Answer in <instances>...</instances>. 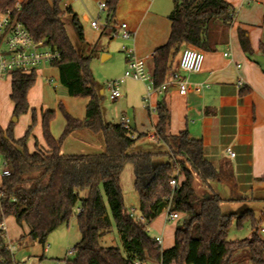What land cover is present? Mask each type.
<instances>
[{
	"label": "trees",
	"instance_id": "obj_1",
	"mask_svg": "<svg viewBox=\"0 0 264 264\" xmlns=\"http://www.w3.org/2000/svg\"><path fill=\"white\" fill-rule=\"evenodd\" d=\"M120 1L107 0L108 22ZM8 12L35 42H42L60 54L51 66L58 69L60 83L69 96L86 98L89 102L84 120L73 118L60 106L65 128L59 139L50 131L56 113L45 111L41 116L44 147L36 145L34 152L28 149V140L37 125L33 110L31 126L18 140L13 136L12 125L5 130L0 125V159L4 163L3 171L10 173L0 183V224L12 217L18 226L28 228L33 242L45 246L52 233L76 217L81 239L75 246V258L64 264H231L240 251H248L252 264H264V241L258 229L254 228L250 238L228 241L236 216L223 215L224 200L219 195L202 197L196 193V177L210 189V183L231 176L220 174L205 159L202 141L193 139L188 132L167 135L169 113L164 103H159L156 109L159 118L156 136L169 149L163 155L167 158L165 162L155 159L159 154L131 153L140 137L134 139L131 128L104 122L102 95L90 70L91 57L78 52L66 31L64 17L69 14L80 39H84L79 19L70 8L64 10L61 0H0V15ZM234 17L225 0H174L168 16L169 39L154 52L151 72L155 86L164 84L184 46L201 52L214 50L219 28L230 27ZM238 36L243 52L254 59L247 32L239 29ZM260 50L264 54V48ZM36 81L34 72L12 74L10 97L15 117L30 112L28 93ZM82 130L101 133L104 152L62 156L64 141ZM130 164L134 167L139 216L144 223L132 218L124 205L121 177ZM174 178L179 182L175 190L170 185ZM259 181L264 183V176ZM78 210L82 211L80 216L76 215ZM165 211L183 217L182 226L174 235V246L168 250H162L147 231V226ZM251 215L249 211L236 218L242 220ZM113 225L125 253L101 245ZM11 259L0 232V264H11Z\"/></svg>",
	"mask_w": 264,
	"mask_h": 264
},
{
	"label": "crops",
	"instance_id": "obj_2",
	"mask_svg": "<svg viewBox=\"0 0 264 264\" xmlns=\"http://www.w3.org/2000/svg\"><path fill=\"white\" fill-rule=\"evenodd\" d=\"M225 1L235 13L232 25L219 28L215 49L203 52L204 63L200 73L188 75L180 72L188 82L187 94L180 95L177 85L171 82V75L179 70L181 55L188 47L184 46L173 61L172 70L164 82L169 83L167 91L161 95L153 92L147 107H145L147 90L143 83L134 81L137 83L136 86L121 89L122 96L119 99L125 101L126 110L118 116V120L120 124V118L125 117L134 132L133 138H142L136 145L147 137L146 139L156 146L154 149L151 147L148 152L161 155L155 159L158 162H165L164 159L167 158L163 155L169 149L156 136L159 118L157 112H154L159 103H164L169 113L167 135L177 136L184 131L188 132L193 139L202 141L205 159L220 174L231 176L230 179L223 177L210 183V189L202 184L198 192L196 191L199 196L212 197L217 194L224 202H241L248 200L247 194L250 193L252 200H264V183L259 181L264 176V65L257 62L255 56L253 59L243 52L238 36L239 29L246 31L254 54L264 55L260 50L264 48V0ZM152 2L151 8L156 9L155 13L147 11L134 24L128 25L129 31L133 34L129 47L134 49L136 56L150 71L153 67L154 52L169 39L171 23L168 16L174 7L173 0ZM226 54L229 56H225ZM108 58L104 57L105 60ZM46 71L47 69H40L39 72L43 75ZM34 73L38 76V68ZM1 80L0 85H6ZM239 82H243L241 89L237 86ZM7 84H10L7 95L13 104L10 97L11 80ZM63 88L69 96L68 90ZM33 89L32 87L28 93L30 109L36 116L41 111L42 116L47 110L41 107L39 111L32 107ZM37 122H41L38 116ZM104 122L109 124L106 120ZM0 125L6 129V126L1 123ZM38 132L36 145L43 148L41 129H38ZM59 134L57 129L52 132L55 139H58ZM68 139L72 141L70 145L66 143ZM30 144L29 140V151ZM104 149L101 133L82 130L74 132L66 139L61 147V155L74 156L83 152L101 154ZM228 149L232 150L235 157L228 155ZM2 165L4 166L3 161ZM183 178L181 176V179ZM1 180L0 176V183ZM5 224L7 227L6 221ZM157 232L154 239L163 238L162 250L171 249L175 236H166L165 224L162 230L159 229ZM44 258L41 256L39 260L42 261ZM22 260L27 259L25 257Z\"/></svg>",
	"mask_w": 264,
	"mask_h": 264
},
{
	"label": "rangeland",
	"instance_id": "obj_3",
	"mask_svg": "<svg viewBox=\"0 0 264 264\" xmlns=\"http://www.w3.org/2000/svg\"><path fill=\"white\" fill-rule=\"evenodd\" d=\"M61 2L64 10L70 8L73 14L77 15L82 26L83 40L80 39L72 23L71 15L67 14L64 17L66 31L72 45L83 56L91 57L90 70L94 85L97 90L103 91L101 108L104 120L108 123L118 125V116L126 110L125 101L122 99L116 101L112 100L110 98V93L105 88L108 82L120 80L127 69V58L123 47L129 48V41L122 39L121 33L118 32V27L121 24H126L127 26L134 24L144 13L146 14L147 11L155 13L156 9L151 8L153 2L152 0H121L110 22L107 21L108 9L101 11L99 7L100 3H107V0H61ZM93 22L98 24L99 29H94L92 27ZM106 56L109 58L105 60L104 57ZM40 69H47V71L42 75L39 72ZM10 80V76H6L1 80L2 83L6 85H0V123L6 126V129L9 125H12L14 138L20 139L25 135L29 126H31L32 110H30L27 115H23L19 118L13 115L14 107L7 95L10 90V84H7V82ZM135 84L137 83H134L132 80H126L121 86V89L125 87L131 89V87L136 86ZM33 88L31 99L32 104H34L32 107L39 111L42 107L44 110H50L56 113L55 118L50 124V131L52 133L56 129L59 130L60 134L58 139L62 136L65 128V118L60 106H63L64 110L73 118H78L80 120L85 119L88 99L72 98L68 96L60 83L57 68L51 65H41L38 67L37 82ZM37 116L41 119V111L37 113ZM33 129L29 138L31 152L35 151L37 136L39 134L38 129H41L42 132L41 122H37V125ZM146 138L147 137H144L143 139L145 140L142 143H138L131 153H137L139 151L148 152L151 147L152 149L156 148V146ZM141 139L142 138L137 141ZM66 143L70 145L72 141L68 139ZM81 154L89 153L83 152L74 155ZM164 161H166V159H164ZM3 170L4 166L0 159V176ZM134 183V167L130 164L126 166L122 173L121 190L124 197V205L128 213L139 216L140 202ZM201 186L202 182L196 177L194 187L197 192L199 190L198 188H201ZM85 195L86 194H84V196ZM247 196L248 200L246 201H227L222 203L221 211L223 215H235L239 217L243 213L249 211L252 214L242 220L236 217L233 218L227 237L228 241H240L250 238L254 228L258 229L259 236L264 241V233L261 232V230L264 229V200H252L250 193H248ZM164 213L147 226V231L151 238L157 236V231L159 229L162 230L164 224L167 231L166 236H174L176 230L182 226L183 217L176 222L165 223L167 212L165 211ZM6 223L8 237L5 243L13 242L17 245L18 250L15 252V258L21 261L26 257V261L30 264H56L58 261L64 260L67 251L75 248L76 244L81 239L76 217H74L68 225H63L52 233L48 237L45 246L33 242L28 236V228L25 225L22 228L18 226L14 218H8ZM101 245L106 248H119L125 253L115 225H113L111 232L101 240ZM46 246L49 247V251L44 254V248ZM41 256L45 257L42 261L39 260ZM73 258H75V255L72 259ZM231 264H252L248 251L236 253Z\"/></svg>",
	"mask_w": 264,
	"mask_h": 264
},
{
	"label": "built area",
	"instance_id": "obj_4",
	"mask_svg": "<svg viewBox=\"0 0 264 264\" xmlns=\"http://www.w3.org/2000/svg\"><path fill=\"white\" fill-rule=\"evenodd\" d=\"M18 7V5H17ZM100 10L104 11L107 9L106 3H100ZM94 29H99L96 22L92 23ZM118 32L121 33V37L125 41H131L133 39V34L129 31L126 24H121L118 27ZM127 58V69L124 76L120 80L110 81L106 84V90L110 93V98L112 100H118L121 98V86L126 80H132L136 82H141L146 86L147 96L145 107L148 106V101L153 92L158 94H163L167 91L169 83H164L159 87L155 86L154 78L152 72L148 69L146 64L140 60L133 48L123 47ZM225 56H229L226 54ZM60 54L57 51H53L47 48L42 42H35L24 26L13 19L11 12L5 15H0V80L6 76H12L15 72H21L23 74H31L41 65H52L53 62L59 60ZM204 63V53L196 50L192 47H187L182 55L179 62V70L175 71L171 75V82L176 84L180 95L184 96L188 92V82L187 79L180 75V72L185 74H198L202 70ZM238 88L243 87V82L237 84ZM156 109L154 110V112ZM120 125L125 129H130L129 121L125 117L120 118ZM230 157H235V154L231 149L227 150ZM2 177L10 176L9 171L5 170L1 173ZM170 185L173 190H175L179 182L177 178L171 180ZM81 210H78L76 215L80 216ZM132 218L137 221L145 222L140 216H135L130 214ZM181 218V216L176 213H170L167 211L166 222H176ZM1 238L5 241L8 237L7 227L5 222L0 224ZM264 233V229L261 230ZM155 241L159 247H162L163 238L157 237ZM6 249L11 254V264H30L28 261H18L15 258V252L18 250V246L13 242L5 243ZM49 247L44 248V254L48 253ZM76 254V249L72 248L67 251L65 259L58 261L56 264H64L68 259H71Z\"/></svg>",
	"mask_w": 264,
	"mask_h": 264
},
{
	"label": "water",
	"instance_id": "obj_5",
	"mask_svg": "<svg viewBox=\"0 0 264 264\" xmlns=\"http://www.w3.org/2000/svg\"><path fill=\"white\" fill-rule=\"evenodd\" d=\"M255 59L257 62L261 63L264 65V55H255ZM101 94H103V91H101Z\"/></svg>",
	"mask_w": 264,
	"mask_h": 264
}]
</instances>
